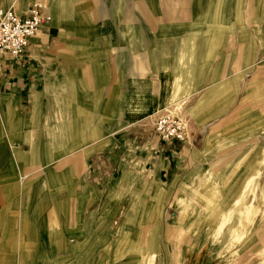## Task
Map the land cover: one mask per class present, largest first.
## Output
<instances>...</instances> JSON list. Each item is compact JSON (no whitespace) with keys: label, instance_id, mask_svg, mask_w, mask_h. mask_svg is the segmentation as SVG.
Instances as JSON below:
<instances>
[{"label":"crops","instance_id":"obj_1","mask_svg":"<svg viewBox=\"0 0 264 264\" xmlns=\"http://www.w3.org/2000/svg\"><path fill=\"white\" fill-rule=\"evenodd\" d=\"M66 1L47 0L51 20L20 57L0 58V264L179 261L163 251L164 240L181 249L177 214L166 218L171 187L203 161L207 127L235 96L220 80L203 89L192 66L205 49L194 20L220 11L195 10L197 0L190 11L178 0H103L105 10L90 0L84 11ZM186 98V139L158 140L154 118Z\"/></svg>","mask_w":264,"mask_h":264},{"label":"rangeland","instance_id":"obj_2","mask_svg":"<svg viewBox=\"0 0 264 264\" xmlns=\"http://www.w3.org/2000/svg\"><path fill=\"white\" fill-rule=\"evenodd\" d=\"M1 1L3 5L13 4L18 9L27 4H38L49 17L48 22L52 18L47 0L41 3L39 0ZM102 1L94 0L93 3L105 10V5L109 3ZM67 2H70L71 7L74 6V10L84 11L91 7L90 0ZM195 2V10L220 11V16L194 20L195 32H204L198 37L205 47V56L200 66L197 62L192 66L195 73L200 72L202 75L203 89L220 80L218 83L221 88H225V94L232 93L235 96L226 99L225 110H220L223 112L207 127V138L204 145L199 147L200 159L203 161L195 164V168H190L192 164L183 168L189 178L171 187L176 191L177 199L173 197L166 207V218L172 220L171 213L177 214L174 225L181 249L177 252L164 240L163 251L168 257L174 249L173 254L178 253L180 260L173 258L164 260V263L207 264L204 255L210 253L211 264H264V242H258L253 236L256 232L254 228L264 224V110L259 109L264 105V92L260 97L256 95L259 85L264 89V0ZM191 3L192 0H178L175 6L178 10L190 11ZM3 5L1 7H6ZM214 26L216 28L212 29ZM208 27L212 28L205 29ZM251 57L250 66L247 63ZM222 73L223 82L220 79ZM177 100L163 111H170L184 120L187 136L190 114L193 113L190 111L193 108L189 106L195 99ZM257 135L262 137L261 142L255 138ZM194 169L195 172H192ZM246 209L249 212L246 213ZM243 224L247 227L245 232L242 231ZM220 226L228 227L229 233L220 229ZM242 232L251 239L252 246L256 244L252 253L239 250L241 247L243 249L245 239L240 245L236 243L235 237ZM223 237H227L226 240ZM190 241L193 242V248L186 245ZM196 247L199 251L195 253L199 252L200 257L195 256L192 262L188 261L186 255Z\"/></svg>","mask_w":264,"mask_h":264},{"label":"built area","instance_id":"obj_3","mask_svg":"<svg viewBox=\"0 0 264 264\" xmlns=\"http://www.w3.org/2000/svg\"><path fill=\"white\" fill-rule=\"evenodd\" d=\"M49 17L38 4H31L23 13L13 7H0V58L20 57L30 38L46 24ZM155 136L161 141H184L186 126L182 118L170 111L157 115L153 123Z\"/></svg>","mask_w":264,"mask_h":264},{"label":"bare ground","instance_id":"obj_4","mask_svg":"<svg viewBox=\"0 0 264 264\" xmlns=\"http://www.w3.org/2000/svg\"><path fill=\"white\" fill-rule=\"evenodd\" d=\"M245 211H246V213H247L248 210L246 209ZM248 212H249V211H248ZM262 213H263V212H262ZM261 215H262V214H261ZM260 219H261V218H260ZM260 221H261V220H260ZM261 222H262V221H261ZM259 224H260V223H259ZM254 225H255V224H254ZM243 226H244V228H242V231L245 232V230L247 229V227H246L245 224H243ZM221 228H223V227L220 226V229H221ZM254 229H255L254 231H256V232H255V235L253 234V236L256 237V240L258 239V242H264V224H263V225H260V226H258V227H256V228H254ZM223 230H225L227 233H229V230H230V229H229L228 227H225V228H223ZM254 231H253V232H254ZM253 232H252V233H253ZM223 238H224V237H223ZM226 238H227V237H225L224 239L226 240ZM229 238H230V237H229ZM229 238H228V240L231 239V238H230V239H229ZM235 238H236V243H239V244H240L241 242H243V240L245 239V240H244V246H243V249H242V247L239 248L240 251L243 252V251L248 250V251H250V252L252 253L253 249H255L256 244L252 246V241H251V239L246 238V236L244 235L243 232H242L241 234H238V233H237ZM247 241H248V242H247ZM223 242H226V241L223 240ZM226 244H227V243H226ZM241 244H242V243H241ZM241 244H240V245H241ZM248 244H250L251 246H247ZM249 247H250L251 249H250ZM241 249H242V250H241ZM258 250H259V249H258ZM242 252H241V253H242ZM239 254H240V253H239ZM225 256H226V255H225Z\"/></svg>","mask_w":264,"mask_h":264}]
</instances>
